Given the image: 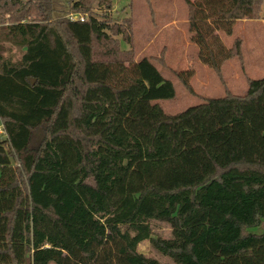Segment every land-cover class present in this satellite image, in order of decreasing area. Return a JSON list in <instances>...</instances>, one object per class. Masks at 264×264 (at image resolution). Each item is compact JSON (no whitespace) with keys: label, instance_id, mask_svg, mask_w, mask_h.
Segmentation results:
<instances>
[{"label":"trees","instance_id":"1","mask_svg":"<svg viewBox=\"0 0 264 264\" xmlns=\"http://www.w3.org/2000/svg\"><path fill=\"white\" fill-rule=\"evenodd\" d=\"M184 1L198 60L221 76L242 41L220 34L264 0ZM70 4L83 22L55 19L52 0H0V264H159L138 253L146 240L175 264L263 248L264 77L168 115L155 102L174 84L112 38L133 44L113 0ZM176 77L194 94L193 72Z\"/></svg>","mask_w":264,"mask_h":264},{"label":"rangeland","instance_id":"2","mask_svg":"<svg viewBox=\"0 0 264 264\" xmlns=\"http://www.w3.org/2000/svg\"><path fill=\"white\" fill-rule=\"evenodd\" d=\"M52 2L55 19L76 14L70 11V0ZM95 13L103 15L104 10L95 8ZM109 15L112 24L129 28L132 45L124 43L122 36H112L121 43V49L131 50L134 61L150 59L163 77L174 84L175 99L155 102L168 115L178 114L189 107L201 104L203 98L222 97L226 91L243 95L249 79L264 77V3L257 19L236 22L231 37L220 34L227 47H231L237 38L242 41L241 58L225 62L221 76L198 60V48L191 41L188 7L184 0H113ZM9 16L6 15V18ZM5 21L7 24L8 20ZM13 51L19 56L16 49ZM188 71L193 72L190 84L194 94L190 93L176 77V73ZM38 135L39 140L43 134L40 132ZM149 225L154 238L162 240L173 238L170 223L152 220ZM126 229L127 227H122V230ZM250 232L264 233V222L260 227L251 228ZM137 250L146 259L156 260L159 264H175L170 257L156 250L149 240L141 242ZM246 263L264 264V247L256 248L234 260L219 257L214 264Z\"/></svg>","mask_w":264,"mask_h":264},{"label":"built area","instance_id":"3","mask_svg":"<svg viewBox=\"0 0 264 264\" xmlns=\"http://www.w3.org/2000/svg\"><path fill=\"white\" fill-rule=\"evenodd\" d=\"M68 18L70 19V20H79V21H81V22H83L84 20H85V17L83 16V15H81V14H70L69 16H68ZM0 139H8V136H7V134H6V131H5V129H4V126H3V123L1 122V120H0Z\"/></svg>","mask_w":264,"mask_h":264},{"label":"water","instance_id":"4","mask_svg":"<svg viewBox=\"0 0 264 264\" xmlns=\"http://www.w3.org/2000/svg\"><path fill=\"white\" fill-rule=\"evenodd\" d=\"M30 82H31L32 85H34L36 80L35 79H31Z\"/></svg>","mask_w":264,"mask_h":264},{"label":"crops","instance_id":"5","mask_svg":"<svg viewBox=\"0 0 264 264\" xmlns=\"http://www.w3.org/2000/svg\"><path fill=\"white\" fill-rule=\"evenodd\" d=\"M247 88H248V87L245 86V91H244L245 93H246V91H247ZM245 93H244V94H245ZM222 97H223V96H222ZM189 108H190V107H189ZM166 114H167V113H166ZM174 115H176V114H174Z\"/></svg>","mask_w":264,"mask_h":264}]
</instances>
